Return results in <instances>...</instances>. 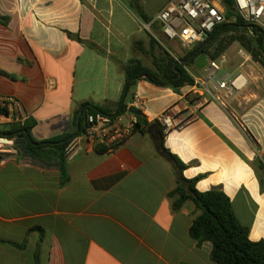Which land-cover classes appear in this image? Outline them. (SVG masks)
Wrapping results in <instances>:
<instances>
[{"label": "crops", "instance_id": "1", "mask_svg": "<svg viewBox=\"0 0 264 264\" xmlns=\"http://www.w3.org/2000/svg\"><path fill=\"white\" fill-rule=\"evenodd\" d=\"M169 1L141 0L148 25ZM0 18V97L19 102L16 116L0 114V131L26 123L34 142L47 143L0 165V264H215L210 243L189 234L195 205L172 208L175 173L154 141L156 117L168 109L183 125L164 134V147L185 165L183 177H200L201 193L220 189L249 239L264 241L256 161L264 165V96L246 71L238 72L247 87L229 107L193 103V84L174 90L140 79L126 105L143 99L144 132L113 152L65 161L58 146L83 128L81 105L119 109L123 68L141 60L135 43L149 50L152 37L175 59L188 50L144 37L147 24L130 0H0ZM151 27L163 36L158 23Z\"/></svg>", "mask_w": 264, "mask_h": 264}, {"label": "trees", "instance_id": "2", "mask_svg": "<svg viewBox=\"0 0 264 264\" xmlns=\"http://www.w3.org/2000/svg\"><path fill=\"white\" fill-rule=\"evenodd\" d=\"M131 6L137 15L147 24L151 20L144 14L141 0H130ZM227 20L234 19L233 23L227 22L217 26L203 43L195 46L188 51L183 58L175 59L169 52L160 46L152 37H149V50L140 47L137 50L142 54L151 56L153 68L143 64L139 59L132 58L124 66L125 83L123 86V102L119 103V109L114 113L105 108L92 104H83L80 107V120H84V115L102 114L110 117H118L127 111L126 101L129 96L130 88L135 83L144 79L156 86H168L178 90L184 86L193 84V79L186 72L183 66H191L193 61L201 54L205 53L209 59H218L224 51L234 42L250 55L262 68H264V30L255 25L245 22L236 12L232 0H220ZM5 23V19L0 18ZM131 100V99H130ZM0 114L8 115L5 108L0 107ZM137 122L136 131L144 132L149 126L145 117L140 113L135 115ZM158 126V136L155 137V147L157 153L170 160L176 177V187L169 194L173 199L172 208L178 210L186 201H191L199 214L193 219L189 228L190 236L198 243L208 242L211 245L210 258L215 264H264V241H251L249 239V230L247 227L240 225L231 207L230 199L217 188L206 192H198L195 185L200 179H185L183 170L185 165L164 147V134L161 125L155 121ZM81 125L79 130L74 134L77 135L82 131ZM71 135L58 146L62 150L59 156L63 158V149L67 141L73 137ZM0 136L14 137L15 145L23 153L35 155L36 151L47 143H36L29 135V127L23 125L10 126L8 131H0ZM37 144V145H35ZM62 159H60V163ZM62 166V165H61ZM257 167L264 175V165L258 161ZM260 187L264 188V180H260ZM0 243H4L0 240Z\"/></svg>", "mask_w": 264, "mask_h": 264}, {"label": "built area", "instance_id": "3", "mask_svg": "<svg viewBox=\"0 0 264 264\" xmlns=\"http://www.w3.org/2000/svg\"><path fill=\"white\" fill-rule=\"evenodd\" d=\"M237 14L247 23L264 30V0H232ZM235 20H227L220 0H170L149 24L158 23L163 36L168 41L178 42L182 48L190 51L195 46L206 41L211 32L219 25ZM186 72L193 79L194 89H197L193 103H202L207 98L214 99L224 106V100L231 98L247 86V78L241 73H225L218 75L221 65L217 59L207 56L206 67L198 71L200 76ZM191 95V91L189 92ZM207 94L208 97H205ZM221 94L222 97L219 95ZM144 101L136 96L129 107L136 108L140 113L144 109ZM0 107L12 115L19 109V102L14 97H0ZM128 107V108H129ZM172 110L163 111L156 121L163 128V134L170 130L181 128L182 122L174 123ZM16 116V115H15ZM137 119L127 109L126 117H110L102 114H85L83 129L71 137L63 149L65 161H70L89 150L103 149L113 152L123 145L136 131ZM19 149L14 137L0 136V165L8 158L16 156Z\"/></svg>", "mask_w": 264, "mask_h": 264}, {"label": "rangeland", "instance_id": "4", "mask_svg": "<svg viewBox=\"0 0 264 264\" xmlns=\"http://www.w3.org/2000/svg\"><path fill=\"white\" fill-rule=\"evenodd\" d=\"M147 31H143L142 35L147 37V33L149 32L152 36H155L161 41V44L165 46L166 49L177 52V50H182L179 44L175 41H168L162 35H160L153 27L147 24ZM148 33V34H149ZM141 57V61L146 66L153 68L151 56L148 54H137ZM182 55V54H181ZM221 65V70L218 72V75H223L225 73H229L231 75L236 74L238 71H246L249 75V79H251V83L256 86L258 90V94L260 97L264 96V68L256 62L248 53L240 46L239 43H232L224 53L217 59ZM189 73L200 76L199 73L194 71V69L190 66H185ZM247 81H248V77ZM247 87V86H246ZM245 87V89H246ZM245 89L240 91L239 93H235L231 98L224 100V104L229 107L230 102H232L236 97H238L241 92H244ZM219 95V94H218ZM222 97V95H219ZM249 103V102H247ZM249 105V104H248ZM249 108V107H248ZM258 162V160H256Z\"/></svg>", "mask_w": 264, "mask_h": 264}, {"label": "water", "instance_id": "5", "mask_svg": "<svg viewBox=\"0 0 264 264\" xmlns=\"http://www.w3.org/2000/svg\"><path fill=\"white\" fill-rule=\"evenodd\" d=\"M207 65V55L205 53H201L192 63V68L196 71H201L203 70ZM129 112L133 113L134 115H139L140 112L134 108V107H129L128 108ZM167 161H170L168 158L163 157Z\"/></svg>", "mask_w": 264, "mask_h": 264}]
</instances>
